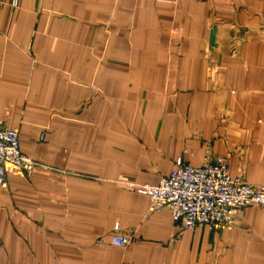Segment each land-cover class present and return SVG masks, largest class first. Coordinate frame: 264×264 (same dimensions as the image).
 Returning a JSON list of instances; mask_svg holds the SVG:
<instances>
[{
  "label": "crops",
  "instance_id": "1",
  "mask_svg": "<svg viewBox=\"0 0 264 264\" xmlns=\"http://www.w3.org/2000/svg\"><path fill=\"white\" fill-rule=\"evenodd\" d=\"M10 1L0 125L37 164L0 187V264H264L261 206L180 231L127 185L215 156L264 185V0Z\"/></svg>",
  "mask_w": 264,
  "mask_h": 264
},
{
  "label": "built area",
  "instance_id": "2",
  "mask_svg": "<svg viewBox=\"0 0 264 264\" xmlns=\"http://www.w3.org/2000/svg\"><path fill=\"white\" fill-rule=\"evenodd\" d=\"M19 0H11L17 7ZM42 132L39 139H43ZM37 162L24 154L19 147L16 129L0 125V187L7 184V172L29 173ZM135 191L149 198L150 212L168 209L179 230L197 224L232 227L240 218L242 209L257 204L264 209V185H251L241 176H230L227 162L215 156L199 166L187 164L178 158L169 174L156 184L130 182ZM133 234L121 232L118 224L110 232V243L125 247L133 241Z\"/></svg>",
  "mask_w": 264,
  "mask_h": 264
},
{
  "label": "rangeland",
  "instance_id": "3",
  "mask_svg": "<svg viewBox=\"0 0 264 264\" xmlns=\"http://www.w3.org/2000/svg\"><path fill=\"white\" fill-rule=\"evenodd\" d=\"M130 182H127V185H129Z\"/></svg>",
  "mask_w": 264,
  "mask_h": 264
}]
</instances>
